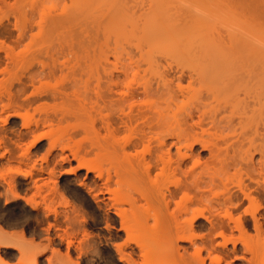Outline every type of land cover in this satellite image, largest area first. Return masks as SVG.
I'll return each mask as SVG.
<instances>
[{"label": "bare ground", "instance_id": "obj_1", "mask_svg": "<svg viewBox=\"0 0 264 264\" xmlns=\"http://www.w3.org/2000/svg\"><path fill=\"white\" fill-rule=\"evenodd\" d=\"M1 2L7 3L8 0H6V2H5V0H1ZM156 3H158L160 5H164V6H169V7L170 6L172 7L175 5L179 6V7L180 6L192 7V9L194 8L197 11L201 10V12L203 13L201 15L200 12H196V13L194 12L195 14H191L189 16L186 13V15H187L186 17L183 16V13H182V17H181L183 20L182 21L183 25L185 23H187V25L189 24V26L195 25V27H196V24L199 23V24H201L202 27H204L203 30L201 29L203 32L200 30L202 32L201 36H202V38H204L203 40H204L205 45H206L205 47L209 51V55H207V56H201V57L197 56L196 58H194L195 57L194 56L193 58H191L192 62L190 60H188V62H191L190 65H193V66H191V74L190 75H192V72H193V74H195V73L196 74H207V75H211V76L216 77V76H221V75L222 76H226V75L229 76L230 74L235 75V72L236 73L239 72L241 74H244L245 75L244 77H246V78L244 79V77L243 78L239 77V78H242V81H240V82L242 83L244 81V83H242V87L238 86V88H240V89L236 88L239 91L243 90L241 97L239 96L238 91H234L236 89L233 90V88H232L231 92H230V89H228V88H231L232 85L230 86L229 83H227V82L226 83H227V85H229V87H227V86H223L221 88L218 87V90H216L215 95L213 94L214 92H212V96H216V98L215 97L212 98L213 100H215L213 102L217 101V104L214 103L216 105V107L214 106V104L211 103L212 106H214L216 109V111H214V112H216V114H214L215 117L213 118V116H211L213 119L211 121L212 126L210 129V131H211L210 135H211V137L213 136V138L206 140L200 136L202 133L204 134V132L209 131L208 129L206 130V128L205 129H202V128L198 129L201 132H199L195 129H192L193 131L195 130V132L192 131L193 133L190 134L189 137H187L189 135V133L185 137L182 136V135H184L183 134L184 130L182 131V130L178 129V131H177L174 129L176 131L174 133L172 132L173 130H170V127L171 128H174V127H172V125L169 124V121H170V123H174V120H176V118H175L176 115H178L179 117L177 118L176 123H174V124H177V123L180 124L181 123L185 126H189L187 128L195 127L198 125L197 128H200L199 125H200L201 118H200V121L198 120L199 118L195 119L196 118L195 116L198 115V109L200 107L188 108L185 110L178 111L176 113L173 109L172 103H173L174 99L176 98L175 95L177 93L172 91L170 89V86L166 85V84L170 85V83H166V84L164 83V85L161 84L162 82H166V80H168V78H170L169 80H173V79H171L172 77L173 78L175 77L177 80L180 81L182 79V77L185 75L184 74V68L183 69L182 68L177 69L178 68L177 67L176 68L177 70H174V68L172 69L171 64H169L171 62H169V61L167 62V59L165 56L162 57L161 55L156 56V55H152L150 53H146L144 55L143 54L139 55L136 59L134 58L135 60L133 61V63H135V64L133 66H129V64L127 62H126L127 63L126 65L124 64L126 66L125 69L123 66L121 67L123 69H121V68L116 67V65H114L115 66L114 67L115 69L113 68L114 72L117 70V71H120V73L119 72L113 73L107 69L108 73L106 74V71H105V74L102 75V77H105L106 79L103 78L102 80H104V79L105 80H104V82L103 81L102 82L103 83L106 82L105 86L107 85V87H108V88L105 87L106 89H108L107 92L106 91H103V92H106V94H104L105 95L104 97H106L110 100L109 103H112L115 100L116 101L123 100L122 102H126L125 100H127L128 96H130L129 98H131V97L134 98V100L135 99L137 100V98H135V97H138L141 95H146L145 96L146 98L148 97L146 99V101H147L146 103H145V100H144V102L142 101L143 102L142 103L139 100L137 102L136 100L134 101L131 98L129 101L130 106L128 105L130 107L129 108L130 110L127 113L126 112L124 113V110H123V113L121 112L122 114L118 111L119 115H118V113L115 114V118L113 116L114 114H112L113 117H110V118L108 117L110 120L112 119L111 120L112 122L109 121L111 123V125L108 122V124L110 126H112L115 123V126H117V127L118 126L124 127V125L126 127V125L129 124V126L132 127V128H130L132 130V132H133V130L135 132V129H133L134 127H137V128L139 127L140 123L142 122V117H145V118H143L144 120L146 119L145 124H146V121L149 122V124H146L147 127L142 126L143 128L144 127L146 128V130L144 129L145 131L142 130L143 129L142 127H140L141 129L138 128V130H140V131H137V128H136V133L139 132V134L137 133L138 134L137 135L136 133L135 134L133 133V136L134 135H136V136L133 137L131 135V138L129 137L130 139L128 138V139H126L127 141L125 140L126 142L124 141L122 143V149L123 150H121V149L120 150L123 151L122 153H124V157L126 156L125 157L126 163H125V168L123 169V173H121L122 174L121 181L125 185V188L127 186H128V188L126 190L119 191L118 193H114L117 190L113 191L115 189L111 188L110 190H111L112 194L115 195L114 201L116 200L117 203L120 202L119 204H123L125 201H127L126 203L129 202V204H131L133 206H137V205H140L137 203V202H140L139 197H140V200H141V198H145V200H146V202L144 201L145 205H141L139 212H136V214L134 213V215H135V218L137 220L139 219L138 221L140 222V228L143 230L149 231L147 233V240H148V244L150 246L148 244H146L147 242L144 240L143 244L145 246L141 243L142 246H144L143 249H145L146 246H149V247H146L147 251H150L149 253L153 254L154 257L157 259L156 261H153L154 262L153 263L152 262V260L154 259L153 255H151V257H150V254L145 249L144 251H146L148 253L147 255H149L148 257L151 259L149 261V258H147L146 252H142L143 255H146L145 258H147L149 261V262H147V264H152V263L153 264H155V263L156 264H169L172 260L174 261L175 259L177 260V263L175 262V264H235V262H237V261H239L240 264H264V116H263L264 115V111H263L264 110V0H148L147 4H149L148 6L152 8L153 7L152 5H154ZM3 8L1 5L0 6V182L2 183V185L5 184L4 185V188H5L4 191L6 193L5 195H7L9 197L10 196L19 197L20 195H19V193H17V190H16V183H15L16 177H15L14 173H13V176H11V173L8 174L9 176L6 175L7 173H5L9 170L13 171V172L16 171L10 167L8 170L6 168V166L8 167L9 165H11V162L13 161V159L18 157L16 159H19L18 160L19 163L21 161H23V162H21L23 164V166L25 163H27L29 161L30 163H27L25 165L30 164L34 169L35 168L37 169L36 172H38V173H36V174H38V176H36L35 174L33 175V172L31 171V169L28 170L29 168H32L29 165H28L29 168L27 167L28 169L26 168L27 169L26 171L20 170V169H22V167H20V169H18L17 171L21 172L24 177H26L28 179L30 178L29 181H31L32 184L34 183L36 185L35 187H38L39 189H41L40 186L42 185V183L41 182L37 183V182L39 181V179L42 178L43 172H45L46 174H49L51 176L52 174L55 173V171L57 169V165L61 164L62 161H67L68 159H70V157H68V155L66 153H64L65 148L68 149V147H67L68 144L67 145L65 143L63 144L61 139H60V141H61L60 142L59 141L60 137L58 139L56 138L55 140L51 139V138L55 137L54 136L55 134L53 135L52 131H50V132H45V131L40 132L39 131L40 126L44 125V123L46 121L47 122L50 121L51 123H53L51 121L52 117H51V119L49 118V114L46 113L43 117H41L42 115L39 116V118L36 119V122H34L35 125H33V123H30L29 119L23 120V121L21 120L23 123H21V125H20L21 128H18V129H14L11 124H12L13 118H15L18 115L20 117L23 116L22 113L20 111H18V109L16 107H20V108L23 107V109L25 111L27 110L26 112H28V108H24V106H27V107L30 106L31 107V105L33 106V104L35 105V103L40 104L39 102H41L43 104V102H44L42 100L43 98L45 99L46 97L48 98V96H49V99H50V97H52V99L58 100L59 98L63 99V98L68 96V93H69L68 89L71 86L70 84H62V85H59L58 87H53L52 89L47 88V85L49 86V84L47 83V85H46L47 79H45V78L49 77V76L50 77L54 76L53 72H55V74H56V72L58 70L57 68H59V67H57L55 63L49 64L48 61L43 60V56L45 55L44 58H48V57H50V59L53 58L58 53H61V51H63V52L66 51L67 48H64V45H66L65 47H68V43H70L69 44V46H71L70 48H75V47H73L75 45V40H74L75 38L74 37H76L77 33L75 35V32L68 29L67 32H69V31L70 32L67 35V32L65 31V28H64L66 25L64 26L63 21H65L66 23H70L72 25V27H74V25H75L74 22L76 21L75 20L76 14H75V11H74L75 15L72 12H70V14H67L69 12V11H67L66 12L67 15L62 17L61 21L59 20L58 16H55L58 19L55 18L56 19L55 20L52 18V22L50 21L51 23L50 22L48 23L49 25L44 24L43 26H41L39 24L40 26H38L37 30L35 32H31V31H33L32 29L35 27V26L33 27L34 24H32L30 22H28L30 25L26 24V22L22 23V24H20V23L17 24V23H15V21H14V23H12L13 20L11 21V18L9 17V13L6 10H4ZM169 9L171 10L173 8H168V9L165 8V10H169ZM186 9L189 11L188 8H186ZM158 13H160V12H158ZM163 13H165V11ZM167 13H168V15L169 14L172 15L171 12L170 13L167 12ZM155 16H157V15H155ZM183 17L185 19H183ZM155 19H154V21H155ZM162 19H164V18H162ZM68 20L72 21L73 23L69 22ZM158 20L160 22L161 19H158ZM167 20H169V19H167ZM167 20L165 22H167ZM60 22H63V23L60 24ZM165 22H164V24H165ZM62 24H63V27H62ZM191 26H190V28H191ZM59 28L60 29L64 28L63 30L66 33L65 34L66 37L64 38L66 44H64V42H62V40L64 41V39H63L64 35L62 33L63 37L61 40V44L63 43V46H61V44L57 45L60 42L59 37H61V36H58L59 31H57V30ZM55 29H57V30H55ZM74 30H75V28H74ZM54 32H55V34H54ZM61 32H62V30H61ZM27 33H29L30 36L27 35ZM49 33H52V35L51 34L49 35ZM26 35L29 36V41L31 39L34 40V38L37 35L39 37L38 38L36 37L35 38L36 40L37 39L38 40H40V39L44 40L46 37L47 41L49 40L48 44H49V42H51L49 44L50 47L47 44L45 49H43L44 47L43 48L41 47V49H40V47H37V48L35 47V49L32 48V50H29L28 48H26V49H28V51H30V53H28L27 55L31 54L32 57L31 56L27 57V55L25 56V53L23 54L22 51H21V53H22L21 55H23V56H20L18 54V52L16 53L17 55H15L14 51H16L17 49L15 50L14 47H16L17 44H14L15 46H13V41L20 42L24 38H26L25 37ZM47 35H49V37H47ZM60 35H61V33H60ZM145 36H147V35H145ZM54 37L55 38L58 37V38L55 39ZM66 39H68L69 42ZM33 40H31V43H33L32 42ZM36 40H34V41H36ZM57 40L59 42L57 44H55V42H57ZM24 44H26V42ZM34 44H31V46ZM26 45L28 46V44H26ZM26 45H25V47H26ZM53 45H55V49L50 50V48H54ZM56 46L62 47L64 50L63 49L61 50V48H58ZM75 46H77V45H75ZM149 46H150V44H149ZM59 50H61V51L59 52ZM68 50H69V48H68ZM71 50L72 49H70V51ZM63 52L61 53V55L63 54ZM74 52H72V53H74ZM26 53H27V51H26ZM41 55H43L42 59H41ZM59 55L60 54H58V57H59ZM18 58H19L18 61H20V58H21L20 64L23 67H26V70L20 74L17 71H16L17 73H14L15 71H13L14 69H16L14 65H15V61L17 63ZM22 58H24V59H22ZM26 59H27V62H26ZM69 59L71 60V58H69ZM23 60H24V62H23ZM165 61L168 63L167 65L164 64ZM22 62L24 64H22ZM35 63H38V65H36ZM33 64H35V66H37V67L33 66ZM26 65H28V66H26ZM62 65L66 66L65 63ZM22 66H20L19 68H22ZM55 66H56V68H55ZM188 66H189V64H188ZM70 67H73V66H70ZM54 69H57V70L54 71ZM113 69H111V70H113ZM23 70H24V68H23ZM170 72H172V74H171L172 77L165 78L170 74ZM121 75L124 78H127L125 76L129 77L126 79L127 80V86H126L127 89L126 90H120V88L118 89V87H117L118 83H120L124 79ZM129 75H131L134 78H136V77L138 78L139 77L138 75H140L141 77H142V75H143V77L145 75H148V76L150 75L151 78H152V76H156V77H158V79H159V77H161L162 82H160L161 81V78H160V81L156 82L154 85L153 84L154 80L151 81V80L147 79L148 77L146 76L147 77L146 79L149 82V83L147 82L148 84L145 83L143 87L140 85L141 88L132 87V84L130 82L131 76H129ZM199 76H201V75H199ZM228 76H226L227 78H224V77L223 78L227 80ZM236 76H234V77H236ZM120 77H122V79ZM230 77H232V76H230ZM230 77H229V79H230ZM134 78H132L131 81ZM198 80L199 79H197V81ZM226 80H224V81H226ZM128 81H129V83H128ZM200 81L201 80H199V83H200ZM169 82H171V81H169ZM228 82H229V80H228ZM233 83L235 84L237 82H233ZM44 84L46 86H44ZM130 84H131V86H130ZM205 84H206V81H205L204 85ZM222 85H224V84H222ZM239 85H241V84H239ZM43 86L46 87L47 89H45ZM173 86H175V85H173ZM176 86H177V84H176ZM236 86H237V84H236ZM113 87H116V88H113ZM208 87H210V85H208ZM254 87H255V89L257 88V96L258 97L255 96L254 94H252ZM179 88H181V87H179ZM206 88H207V86H206ZM241 88H242V90H241ZM176 89H178V87L175 88V90ZM181 89H183V88H181ZM209 89H212V88H209ZM204 90H207V89H204ZM195 91H197V89ZM254 91H256V90H254ZM229 92L230 93L234 92L235 94L238 92L236 94L237 100H238V103L242 104V109H243V113L245 115V120L246 121L248 120L247 123H249V124L251 122V126H249V130H242V131L240 130L241 133L239 131L238 133H240V134L235 136V137L229 135V132L232 133L231 128L235 127V125L231 126L232 123L234 124V122L231 123V121H232L231 119H233V117H234V115L231 114V113H233V112H231L232 110L228 111L229 114L232 115L231 118L227 112L228 105L231 103L230 102L231 95ZM194 93H198V91L194 92ZM115 94H117V95H115ZM251 94L254 95L255 97L252 96ZM180 95H182V94H180ZM192 95L190 94V96H192ZM240 95H241V93H240ZM17 96H18V99H17ZM116 96H118V97H116ZM194 96H197V95L194 94ZM194 96H192V97L195 98ZM84 97H85V95H84ZM84 97L82 96V98H81V96H80V98L86 102L88 99L85 97L87 99L86 100ZM47 98H46V101H47ZM80 98L78 100H80ZM254 99H258V100L253 105L252 102H254ZM65 100L66 99H64L63 101H65ZM82 100H80L81 102L79 101L80 103L78 102L79 107H80V104L83 102ZM112 100H114V101H112ZM208 100H210V99H208ZM199 101H201V100L199 99ZM203 101L204 100H202V102ZM85 102H83L81 104V106H83V104H84V107H85ZM139 102H140V104H139ZM118 103H120V102L118 101ZM38 104H36V105H38ZM42 104H40V105H42ZM200 104H202V103H200ZM255 104H257L258 106ZM256 106H257L258 110H257ZM262 107H263V110L261 109ZM80 108L82 109L83 107H80ZM85 109H87V108L85 107ZM201 109H202V107H201ZM88 110H89V108H88ZM35 111H36V109H35ZM202 111H203V109H202ZM202 111H201V113H202ZM115 112H117V111H115ZM20 113H21V115H20ZM87 113H88V111H87ZM251 113H253V114H251ZM256 113L262 114L261 117L259 116L260 118H262L261 121L259 120L260 119L259 117L255 118L256 116H254V115H257ZM202 115H204V114H202ZM172 117H174L175 119ZM251 117L254 118L255 120L257 119L258 121L255 122V120L253 119V122H252ZM171 118H172V120H171ZM138 119H140V120H138ZM134 120H137V122H138L137 124H139V125H136V121H134ZM144 120H143V122H144ZM50 122L47 125L50 126V124H51ZM131 122H133L134 124L131 125L130 124ZM181 124H180V128H182ZM201 124H202V122H201ZM169 125H170V127H169ZM115 126H114V128H115ZM129 126H127V127H129ZM185 126H184V129L186 128ZM190 129H188L189 132L191 131ZM179 131L182 132V135H178V134H180ZM140 132H142V133H140ZM177 132H178V134H177ZM185 132H188V131H185ZM49 133H51L52 134L51 136H53V137H50V139L48 138L49 140H48V146L46 149L47 150L46 156L47 155L50 156V154H52L53 151L57 150L55 148L59 147L61 150V151L54 152L55 154H52L51 158L53 156H55V158H52V159H56V160H53L54 162L52 161L53 162L52 166L49 165V160L46 161L47 157L44 158L42 153L40 155L42 157H40V156L39 157L42 161L45 159V161H46L45 165H44V163L43 164L41 163L42 161H40L39 164L36 163L35 161H33L34 160L33 159L34 154H33L32 149L35 148L36 146L40 145L41 140L44 139L46 136L49 137V135H50ZM198 133H200V134H198ZM206 135H207V133H206ZM146 137L148 139H145ZM255 138H257L258 140H255ZM144 140L147 141L149 144L147 142H145ZM142 142H145V143H143V144H145V146H143L144 148H142V149H140V151H138L139 148H137V147L139 146V144L141 145ZM152 142L154 144H152ZM197 143H199L200 147L207 152L206 155L204 154L205 156H203V154L201 155L200 152L196 150L195 145ZM146 145H147V147H146ZM40 147H42V146H40ZM145 147H146V149H145ZM173 148H175V149H173ZM125 149H128V150L130 149V150L128 152V150L126 151ZM133 149L135 151V154H133V151H132ZM135 149H137V150H135ZM130 151H132V152H130ZM139 152H141V153H139ZM16 154H17V156H16ZM75 154H78V153L76 152ZM131 154L133 155L132 157H130ZM56 157H59V160ZM78 157H80V156H76V158L80 160V158H78ZM133 157H135V158H133ZM31 158H32V160H31ZM33 163H36L37 165L33 164ZM88 164L89 163H87L86 161L84 162L81 160V161H79L78 165H76V168L77 167H85L87 173L91 170L94 172V170L98 169V167L95 168V166L93 169V165L89 164V165H91V166H89ZM1 166L3 169L5 168L4 169L5 171L2 170ZM120 167H122V166H120ZM1 170L3 172H1ZM71 170H73V167H71L70 169H66L65 173H70ZM154 170H156V172H154ZM102 172H103V170H101V168H99V171L96 170V172H94V174H96L95 176L99 177V179L102 176V179H103V175H102L103 173ZM170 173L173 176L175 174H179L180 177H179V175H175V176H177V178L174 179L173 182L172 181L169 182L167 180V179H169V178H167V176H168V174L171 176ZM15 174H16V172H15ZM40 174H42V175L40 178H38L40 176ZM55 174H57V173H55ZM164 176H166V177H164ZM170 176H168V177H170ZM104 177H105V180H104L103 184H100L99 182H98L99 183L98 184L96 180H94L93 183H91V184H89L87 182V180L86 181L81 180L79 183H80V185L85 186V188H88L89 192L92 193L91 195H93V197L96 201L101 202V201H104L105 192H107V191H105V187L107 186L105 184H108L107 183L108 180L111 179V176L109 173L107 174V176L104 175ZM162 177L165 179L167 178V179L166 180L163 179L164 180L163 181ZM46 179H48V178L46 177ZM78 180H80V179H78ZM167 181L169 182V184L171 186H169V184H167L168 183ZM135 182H137L136 183L137 185L140 184L142 186H146L148 184L149 186H147V187H151V188H149L150 194L147 193L148 195L146 194L144 197L142 194V191H141L142 195L140 194V191L138 192V186H136L137 192L135 191V188H134V190H131L135 186L134 185ZM165 182H167V183H165ZM40 183H41V185H40ZM141 183H146V185L141 184ZM140 185H139V187H140ZM56 186H57V184L54 187H56ZM147 187H146V189H147ZM30 188H32V187H30ZM47 189H46V191H47ZM108 189L106 188V190H108ZM128 189L130 191H133V192H129ZM139 189H141V188H139ZM143 189H144V187H143ZM125 191H128V192H125ZM134 192L136 195L140 194L141 196L139 195V197H137L138 198L137 199L136 196L134 195ZM144 192H145V189H144L143 193ZM148 192H149V190H148ZM10 193H12V195ZM58 194H60V193H58ZM56 195H55V197H56ZM22 196L25 197V195H21V197ZM107 196H109V195H107ZM147 196H148V198H147ZM45 197L50 198L48 196H45ZM60 197H62V196H60ZM31 198H32V196H31ZM24 199H26V197ZM30 199L28 200V197H27V199H26L27 202L33 200V198L31 200ZM36 199L34 197V200L29 202L33 208H37L40 204L38 201H36ZM51 199H52V197L50 198V200ZM110 201H111V199H110ZM43 202H44V200H43ZM46 202L48 203V201H46ZM142 202H143V199L141 200L140 203L143 204ZM49 203H50V201H49ZM108 205H109V203H108ZM67 208H68V206H67ZM118 209H119V211L121 210L119 207H118ZM64 210L67 211V209H64ZM117 210L115 209V211L117 212V215H118ZM50 212H52V211H50ZM61 213H63V212H61ZM65 213L67 214V212H64V214ZM70 213H71V211H70ZM78 213H79V211H78ZM72 214H74V212ZM120 214L122 217L123 216L122 213H120ZM60 216H62V215H60ZM62 217H64V216H62ZM65 218H66V216H65ZM65 218H64V220H65ZM68 218L66 220L67 222H68ZM56 219H58V218H56ZM121 219L123 220V218H121ZM58 220H56V221H58ZM80 220H82V219H80ZM59 221H61V220H59ZM46 222H48V221L46 220ZM150 222H152V223H150ZM50 223L52 224V222H50ZM129 223H131V222H129ZM69 224L72 225V223H69ZM78 225H79V223H78ZM81 225H83V224H81ZM61 226L62 225H60L59 227H61ZM125 226H126L125 229L127 232L128 224L127 225L125 224ZM121 227L124 228V225ZM129 227L131 228V226H129ZM131 229L134 230L136 228L132 226ZM68 230L67 231L65 230V232H68ZM4 231H7V230H4ZM14 232H12V233H13V235L15 234L14 237L16 236L17 238L12 237L13 240H16L19 238L23 239L22 236H20V234H19V236L16 235V234H18V232L17 233L16 232L14 233ZM60 232H61V230L58 233H60ZM85 232H86V230H85ZM136 232H137V229H136ZM62 233H63V231H62ZM68 233H66V234H68ZM132 233H135V230H134V232L131 230V234ZM137 233H139V231ZM1 234H3V233H0V244H3L6 247H10L13 244V242H12V240L10 241V240L6 239V236L7 237H11V236H8V235L4 236ZM69 234H68V236H69ZM71 234H73V233H71ZM128 234H130V233H128ZM10 235H12V234H10ZM82 236H84V235H82ZM130 236H128V237L130 238ZM134 236H136V235L134 234ZM23 237H24V233H23ZM132 237H131V239H132ZM136 238L133 237V239H136ZM141 238H143V237H141ZM141 238H140V240H143ZM25 239H23V240L26 241V244L23 240H19V242L23 241L25 248L22 244H19V242H18V244L20 245V246L18 245V248H19V250L23 251L24 254L22 252H20L23 255H25L27 253V251L30 250V248L34 247V245L37 244L35 249L39 245L38 244L39 241H38V243L36 241L34 243L33 242L34 240L31 239L30 241H32V240L33 241L28 242V239L26 238V236H25ZM71 240H72V238H71ZM63 241H65V239ZM133 241H137V239L133 240ZM137 242H142V241L138 240ZM9 243H11V244H9ZM32 243H34V245ZM74 244L76 245V243H74ZM138 244L140 245V243H138ZM30 245H31V247H30ZM14 246H16V245H14ZM38 247H41V246L39 245ZM115 247H116V245H115ZM126 247H127V245H126ZM41 249H43V248H41ZM44 249H45V247H44ZM24 250H25V252H24ZM39 250H40V248H39ZM117 250H118V253L120 254L119 259L121 261H126V262L128 261V264H132V263H130L131 260H128V257L126 256V252H127L126 250H123L120 247H118ZM40 251L42 252L43 250H40ZM124 251H126V252L124 253ZM28 252H31V251H28ZM54 252H55V250L53 249V253ZM35 253L38 255L39 251L36 250ZM51 254L52 253H50V255ZM54 254H53L54 257L56 255L57 256L60 255L57 253H56V255H54ZM61 255H62V253H61ZM65 255H67V253ZM69 255L67 257H69ZM129 255H131V254H129ZM29 256H32V255H29ZM132 256H134V255H132ZM35 257H36V255H35ZM61 257L63 259L67 258V257L64 258L63 256H61ZM48 258H50V257H48ZM51 259H54V258L51 257ZM58 260H60V259H58ZM36 261H34L33 263L35 264ZM51 261L52 260H50V262ZM66 261L70 262V261H75V260H73V259L71 260V258L69 257L68 260L66 259ZM133 262H135L134 259H133ZM138 263L140 264V262H138ZM142 263L146 264V260H145V262H141V264ZM0 264H8V263L2 259V261L0 260ZM21 264H22V262H21ZM25 264H28V263H25ZM29 264H31V263L29 262ZM71 264H73V263L71 262Z\"/></svg>", "mask_w": 264, "mask_h": 264}, {"label": "rangeland", "instance_id": "obj_2", "mask_svg": "<svg viewBox=\"0 0 264 264\" xmlns=\"http://www.w3.org/2000/svg\"><path fill=\"white\" fill-rule=\"evenodd\" d=\"M5 2H6V0H5ZM147 3H148V0H8L7 3L1 2V0H0V4L2 5V8L4 7L3 9L9 13V17L11 18V21L13 20L12 23H14V21H15V23H17V24H19V23L22 24L25 22H26V24H29L28 22L34 24L33 27L34 26L35 27L32 29L33 31H31V32H35L37 30L38 26H40V25L41 26H43L44 24L49 25L48 23L50 21L52 22V18L53 19L57 18L55 16H58L59 20L61 21L62 17H64L67 14H70V12H72L74 14V11H75L76 15L75 14L74 15H75L76 21L74 22L75 23L74 27H72V25L70 23H66L65 21H63V22H64V26L66 25L64 27L66 32L68 31V29H70L73 32H75V35L77 33L76 37H74L75 38L74 39L75 45H77V46H75V45L73 46L75 48H70L71 47V46H69L70 43H68L69 40L66 39V40H68V42H67L68 47H65L66 45H64V48H67V50H66L67 52L61 51L63 48L56 46L58 48H61V50H59V52L60 51H61V53L63 52L62 55H61V53H58V54H60L59 57L57 54L53 58L50 59V57L44 58L45 55L44 56L41 55V59L43 56V60L48 61L49 64L55 63L56 66L60 68V69L57 68L58 70L54 69V71L57 70L56 74H55V72H53L54 76L51 75L52 77L49 76V77L45 78V79H47L46 85H47V83L49 84V86L47 85V88L52 89L53 87H58L59 85H62V84H70L71 86L68 89V91H69L68 96L69 97L67 96L63 99L59 98L58 100H56V99L54 100V99H52V97H50V99H49V96H48V98L46 97L47 101H46V98L42 99L44 101V102L42 101L43 104L41 102H39L42 105L35 103V105L33 104L34 107L32 105H31V107L30 106H28V107L24 106V108H28V112H26L27 110L25 111L23 109V107H21V108L16 107L18 109V111H20L22 113L23 116L20 117L18 115L12 119L11 125L13 126L14 129L21 128L20 125H21V123H23L22 122L23 120L29 119L30 123H33V125H35L34 122H36V119L39 118V116L42 115L41 117H43L46 113L49 114V118L51 119V117H52L51 121L53 123H51L49 120L48 121L51 123L50 126L51 125L52 126L50 127L49 125H47V124H49V122L46 121L47 123L45 122L44 125L40 126L39 131L40 132L41 131H45V132L52 131L53 135L55 134L54 135L55 137L51 138V139L55 140L56 138L58 139L60 137L59 141L61 139L63 144L64 143L66 145L68 144L69 145V146L67 145L68 149L65 148L64 153H66L68 155V157H70V159H68L67 161H62L61 162L62 165L61 164L57 165V169L55 171V173H57V174L54 173L51 176L49 174H46L45 172H43V175L40 174V176L38 178H40L41 175H42V178L39 179V181L37 183H39V182L42 183V185L40 183L41 189H39L38 187H35L36 185L34 183L32 184V182L29 181L30 178L28 179V178L24 177L21 172L17 171L18 169H20V167H22V169H20L22 171L23 170L26 171L29 168V166L32 167L30 164H28L29 166L25 165L27 163H30L29 161L27 163H25L23 166V164L21 163L23 161H21L19 163L18 162L19 159H16V158H18V157H16L15 158L16 160L13 159V161L11 162V165H9L8 167L6 166L7 170L9 169V167L16 170L14 172L9 170L5 173H7L6 175L11 173V176H13V173H14V175L16 177V180H15L16 181L15 182L16 183V190L20 196L19 197H13V196L9 197V196L5 195L6 194L4 191L5 190V188H4L5 184L2 185V183L0 182V193H1L0 194V233H3L1 235H4V236L5 235L11 236V237L6 236V239H8L10 241L12 240V242H13V244L10 247H6L3 244H0V256H1L0 260L1 261L3 259L8 264H12V263L13 264H21V262H22V264H25V263L29 264V262L31 264H34L33 262L36 260H37L36 261L37 264H67V263L71 264V262L73 264H128V261L127 262L121 261L119 259L120 254L118 253V250H117L118 247L127 251V252L124 251V253L126 252V256L128 257V260H131V262L130 261L129 262L132 264H135V263L139 264L138 262H140V264H141V262H145V260H146V264H147V262H149L151 260L148 257L149 255H147L150 251H147V248H146V247L150 246L148 244V240H147V233L149 231L143 230L140 228V222L138 221L139 219L137 220L135 218V215H134V213L136 214V212H139L141 205H145L144 203L146 202L145 198H141V200L143 199V202H142L143 204L140 203L141 200H140L139 195L141 194V191H142L143 196L145 197V195L147 193L150 194L149 188H151V187H147L149 185L148 184L146 185V183H141V184H145L146 186H142L139 184L140 185V187H139V185L136 184L137 182H135V184H134L135 186L131 190H134V188H135V191L137 192L136 186H138V192L140 191V194L137 193L138 195H136L134 192V195L136 196V198L139 197V201H140V202H137L138 204H140L137 206H133V205L129 204V202L126 203L127 201H125L123 204H119L120 202L117 203L116 200L114 201L115 195H113L111 190H110L111 188L115 189L113 191H116V190L117 191L114 193H118L119 191H123V190H126L128 188V186L125 188V185L121 181V177H122L121 173H123V169L125 168V163H126L125 162L126 156L124 157V153H122L123 151H121V150H123L122 149V143L126 139H128L129 137L131 138V135L133 136V133L134 134L136 133L137 127H134L133 129H135V132H134V130L132 132V130L130 129L132 127L129 126V124L126 125V127H125V125H124V127L123 126L117 127V126H115V123L112 126H110L111 123L109 121H111L112 119L110 120L109 118L113 117V116L115 118V114L118 113V115H119V112L123 113V110H124V113L125 112L127 113L130 110L129 109L130 108L129 107L130 106L129 101L132 97L129 98L130 96H128L127 97L128 101L124 99L126 102H122L123 100H121V101L118 100L120 102V103H118V101L112 100L114 102L111 101L112 103H109L110 100L108 98L104 97L105 96L104 94H106L108 89L105 88V87H107V85L105 86L106 82L103 83L106 78L102 77V75L105 74V71L107 74L108 70L110 72H113V73H118V72L120 73V71H117V70H116L117 72L116 71L114 72V69H115L114 65H116V67H118V68H121L123 66L124 69H125V67H126L125 65L127 63L129 64V66H133L135 64V63H133V61L141 54L144 55L146 53H150V54L156 55V56H158V55L159 56L161 55L162 57L165 56L167 59V62L168 61L171 62L169 64H171L172 69L174 68V70H177L179 68L180 69L184 68V74L185 75L180 80L181 82L179 80H177L175 77L174 78L172 77L171 74L174 71L173 70L172 72H170V74L167 77H165V78L172 77L171 79H173V80H169L170 78H168V80H166V82H162V78L159 77V79H158V77H156V76H152V78H151L150 75L149 76L145 75L144 77H143V75H142V77L140 75H138L139 76L138 78L137 77L134 78L131 75H129V76H131L130 82L132 84V87H139V88H141V86L143 87L144 84L148 82L147 79H149L151 81L154 80V83L152 82L154 85L156 82L160 81V78H161L160 82H162L161 84L164 85V83L165 84L170 83V85H168V84H166V85L170 86V89L172 91H174L175 93H177L175 95L177 99L175 98L173 103H172L174 111L177 113L178 111L185 110L188 108L200 107L198 109V115L195 116L196 117L195 119L199 118L198 120L200 121V118H201V121H200L201 126L199 125L200 128H197V126H198L197 125L195 127H190L191 128L190 129V128H187L189 126H185V125L180 123L182 125V128H183L182 129V128H180L179 123L174 124V123H176V120L179 117L178 115H176V117H175L176 120H174L175 118L172 117V118H174L173 119L174 123H170V121H169V124H171L172 127H174V128H171L169 125L170 130H173L172 131L173 133L176 132L175 130L178 131V129L182 130V131L184 130L183 131L184 135H182L181 131H179L180 134H178V132H177V134L185 137L189 133V135L187 136V137H189L190 134L195 132V130L199 131L198 129H201V128L205 129L206 128V130L207 129L209 130L208 131L209 133L204 132V134L202 133L203 135L202 134L200 135L201 137H203L206 140L213 138V136L211 137V135H210V132H211L210 129L212 126L211 121L215 117L214 114H216V112H214V111H216V109H215L216 105L215 104H217V101L213 102L215 100H213L212 98H214V97L216 98V96H212V92H214L213 94L215 95L216 90H218V87L219 88H221L223 86L229 87V85L230 86L232 85L231 88H228V89H230V92H231L232 88H233V90L236 88L240 89V88H238V86L242 87V83H244V81L242 83L240 81H242V78L245 75L241 74L239 72L238 73L235 72V75L234 74L233 75L234 76L237 75V76L234 77L233 75H231L229 73L230 74L229 76L226 75V76H228L227 80L224 79L227 77L222 76V75L215 77V76H211V75H207V74H196V73L193 74V72H192L193 76L190 75L191 74V66H193V65H190V63L192 62L191 58H193L194 56H195L194 58H196L197 56L198 57L199 56L200 57L201 56H207V55H209V51L205 47L206 45H205V42L203 40L204 38H202V36H201L202 32H203L202 30L204 27H202L201 24H199V23L196 24V27H195V25H192V26L190 25L191 28H190L189 24L187 25V23H185L183 25L182 24L183 20L181 17H182V13H183V16H185V17L187 15L189 16L191 14H195L196 12H200L201 15L203 13L201 12V10L197 11L194 8L192 9V7H187V6H185V7L180 6L179 7L176 5H175L176 7L175 6L169 7V6L160 5L158 3L152 5L153 7L151 8L148 6L149 4H147ZM165 8L166 9L173 8V9H171V10L169 9L170 10L169 11V10H165ZM186 8H188L189 11ZM67 11H69V12L66 14ZM164 11L166 14L163 13ZM158 12H160V13H158ZM167 12H169V13L171 12L172 15L171 14L168 15ZM186 13H187V15H186ZM155 15H157V16H155ZM154 17L155 18L157 17L158 19H161L162 21L160 20V22H159V20L157 18L155 19ZM162 18H164V19H162ZM154 19L156 22L154 21ZM167 19H169V20H167ZM183 19H185V18L183 17ZM166 20H167V22H165ZM63 22H60V24ZM69 22H72V21H69ZM164 22H165V24H164ZM62 27H63V24H62ZM74 28H75V30H74ZM63 29L62 28L61 29L59 28L58 30L55 29V30L59 31V33L57 32L59 35L58 34L57 35L61 36V37H59L60 42L58 40H57V42H55V44H57L59 42V44H57V45L61 44V40H62L63 35H64L63 39L66 37L65 36L66 33ZM61 30H62V32H61ZM69 32H67V35L69 34ZM52 33H49V35L50 34L52 35ZM60 33H61V35H60ZM62 33H63V35H62ZM54 34H55V32H54ZM27 35H29V33H27ZM27 35L25 36L26 38L23 39L24 41L23 40L20 42L13 41V46H15L14 44H17L16 47H14L15 50L17 49L16 51H14L15 55H17L16 53L18 52V54L20 56H23V55H21L22 53L23 54L25 53V56H26L28 53H30V51H28V49L32 50V48L35 49V47L36 48L40 47V49H41V47L42 48L44 47L43 49H45V47L48 44L49 40L47 41L46 37H45L46 40L45 39L44 40L43 39H40V40L37 39L36 40L35 38L36 37L38 38L39 37L38 35L34 38V40H36V41H34L33 39L30 38L31 40H33L32 41L33 43H31V40L29 41L30 35L29 36H27ZM49 35H47V37H49ZM145 35H147V36H145ZM57 38H55V39H57ZM25 42H26V44H28V46L26 44H24ZM62 42H64V44H66L65 39H64V41L62 40ZM50 43L51 42H49V44ZM31 44H34V45L31 46ZM49 44H48V46H49ZM149 44H150V46H149ZM25 45H26V47H25ZM53 46H54V48H50V50L55 49V45H53ZM61 46H63V43L61 44ZM26 48H28V49H26ZM68 48H69V50H68ZM70 49H72V50L70 51ZM21 51H22V53H21ZM26 51H27V53H26ZM72 52H74V53H72ZM28 56L32 57L31 54L27 55V57ZM69 58H71V60ZM22 59H24V58H22ZM18 60H19V58L17 59V63L15 61L14 66L16 69L13 68L14 69L13 71H15L14 73L19 72V74H20L26 70V67H23L20 64L21 58H20V61H18ZM188 60H190L191 62H188ZM23 62H24V60H23ZM23 62H22V64H24ZM26 62H27V59H26ZM167 62L165 61L164 64L167 65L168 64ZM64 63L66 64V66L62 65ZM35 64L38 65V63H35ZM35 64H33V66H35ZM188 64H189V66H188ZM20 66H22V68H19ZM26 66H28V65H26ZM56 66H55V68H56ZM70 66H73V67H70ZM35 67H37V66H35ZM23 68H24V70H23ZM110 68L111 69L114 68V69L111 70ZM121 69H123V68H121ZM199 75H201V76H199ZM230 76H232V77H230ZM122 77H120V78L122 79ZM125 77L129 78L128 76H125ZM229 77H230V79H229ZM239 77H242V78H239ZM103 78H105V79L102 80ZM127 78H124L123 79L124 81L122 80L120 83H118V85H117L118 89L119 88H120V90H126L127 89V87H126L127 86V80H126ZM132 78H134L132 80L133 82L131 81ZM245 78L246 77H244V79ZM197 79L201 80L200 83H199V80L197 81ZM224 80H226V81H224ZM228 80H229V82H228ZM169 81H171V82H169ZM205 81H206V84L204 85ZM226 82L229 83V85H227ZM233 82H237V83L234 84ZM128 83H129V81H128ZM131 84H130V86H131ZM176 84H177V86H176ZM222 84H224V85H222ZM236 84H237V86H236ZM239 84H241V85H239ZM46 85L44 84V86H46ZM173 85H175V86H173ZM208 85H210V87H208ZM206 86H207V88H206ZM177 87H178V89L175 90V88H177ZM179 87H181L183 89H181ZM44 88L47 89L46 87H44ZM113 88H116V87H113ZM209 88H212V89H209ZM196 89H197L198 93H194V92H197V91H195ZM204 89H207V90H204ZM237 89L234 91H238L239 96L241 97L243 90H242V88H241L242 91H239ZM254 90H256V91H254ZM254 90H253L252 94L257 96V88L255 89V87H254ZM103 91H106V92H103ZM240 93H241V95H240ZM180 94H182V95H180ZM190 94L191 95L193 94L192 96H194V94L197 96H194L195 98H193L192 96H190ZM234 94H235L234 92L230 93V95H231V100H230L231 103L230 104L231 105L229 104L230 106L228 105V109H227V112L232 110L231 112L234 113L233 114L230 112L232 115H234L233 119H231L232 120L231 123L234 122V124L232 123L231 126L235 125V127L234 128L232 127L233 129L231 128L232 133L229 132V135H231L233 137L239 135L242 130H249V126H251V122L249 124V123H247L248 120L247 121L245 120V115L243 113L242 104L238 103L237 95L235 94L236 95L235 96ZM84 95L88 100L84 97ZM115 95H117V94H115ZM254 95H252V96H254ZM80 96H81V98L83 96L87 101L85 102L84 100H82L80 98ZM145 96L146 95H141V96L135 97V98H137V100L136 99L135 100L137 102H138V100L141 102L142 101L144 102V100H145V103H146L147 102L146 99L148 97L146 98ZM116 97H118V96H116ZM79 98H80V100L85 102V107L87 109H85L84 104H83V106H81V104L83 102L80 104V107H83L82 108L83 110L79 107V104H78V102L80 101V100H78ZM17 99H18V96H17ZM64 99H66V100L63 101ZM132 99L134 100V98H132ZM199 99L201 101H199ZM208 99H210V100H208ZM106 100L107 101L109 100V101L107 102ZM202 100H204V101L202 102ZM257 100L258 99H254V102H252L253 105ZM199 102L202 104H200ZM211 103L212 104L215 103L214 104L215 107L212 106ZM36 104H38V105H36ZM139 104H140V102H139ZM255 105H257V104H255ZM257 106H256V108H257ZM201 107H202L203 111H202ZM88 108L90 111L88 110ZM35 109H36V111H35ZM261 109L263 110V107ZM86 110L88 111V113ZM257 110H258V108H257ZM115 111H117V112H115ZM201 111H202V113H201ZM21 113H20V115H21ZM112 114H114V115L112 116ZM202 114H204V115H202ZM228 114H229V112H228ZM251 114H253V113H251ZM232 115H230V118L232 117ZM211 116H213V118ZM254 116H256L255 118H258L259 116L261 117L262 114H257ZM143 118H145V117H142V122L144 120ZM172 118H171V120H172ZM251 119H252L251 121L253 122L254 118L251 117ZM138 120H140V119H138ZM145 120L143 122L144 124H145ZM259 120L261 121L262 118H260ZM134 121H136V125H139V124H137L138 123L137 120H134ZM256 121H258V120L256 119L255 122ZM108 122L110 125L108 124ZM201 122H202V124H201ZM141 123H140L138 128H140L142 126L147 127L146 124H149V122H147V121H146L145 125L143 123L142 124ZM130 124L132 125L134 123L131 122ZM114 126H115V128H114ZM127 126H129V127H127ZM184 126L186 127L185 128L186 130L184 129ZM138 128H137V131H140V130H138ZM144 129L146 130L145 127L142 130H144ZM188 129H190L191 131L189 132ZM192 129H195V130L193 131ZM185 131H188V132H185ZM239 131H240V133H238ZM199 132H201V131H199ZM137 133L139 134V132H137ZM140 133H142V132H140ZM206 133H207V135H206ZM49 134H50L49 137L46 136L44 139L41 140L40 145H38L32 149L34 157H35V158L33 157V159H34L33 161H35L36 163L39 164L40 161H42L40 159V157H42V156H40L42 153L44 158L47 157L46 161L49 160V165L52 166L53 162H54L53 160H56V159H52V158H55V156H53L51 158L52 154H55L54 152L61 151V150L59 147H58L59 149L55 148L57 150L54 149L55 151H53V153L50 154V156L49 155L46 156V152H47L46 149L48 146V140L50 139V137H53V136H51L52 135L51 133H49ZM198 134H200V133H198ZM134 136H136V135H134ZM147 137L145 139H148ZM255 140H258V139L255 138ZM145 142H147V141H145ZM145 142H142L141 145L139 144V146L137 147V148H139L138 151H140V149L144 148L143 146H145V144H143V143H145ZM152 144H154V143L152 142ZM40 146H42V147H40ZM146 147H147V145H146ZM146 147H145V149H146ZM199 147H200V145H199V143H197L195 145L196 150L199 151L201 155L203 154V156H205L207 154V152L205 150H203L201 147L200 148ZM173 149H175V148H173ZM125 150L127 151L128 149H125ZM129 150H128V152H129ZM135 150H137V149H135ZM132 151H133V154H135L134 149ZM132 151H130V152H132ZM76 152L78 154H75ZM139 153H141V152H139ZM16 156H17V154H16ZM76 156H80V157H78V158H80V160L77 159ZM132 156L133 155L131 154L130 157H132ZM56 158H58V160H59V157H56ZM133 158H135V157H133ZM31 160H32V158H31ZM81 160L84 162L86 161L87 163L93 165V169H94V166H95V168L98 167V169H96L98 171H99V168H101V170H103V172H102L103 173L102 174L103 179H102V176L100 179H99V177L95 176L96 174H94V172H96V170H94V172L91 170L87 173L85 167H77L76 168V165H78L79 161H81ZM46 161L44 159L41 163L42 164L44 163V165H45ZM36 163H33V164H36ZM91 165H89V166H91ZM120 166H122V167H120ZM71 167H73V170H71L70 173H65V170L70 169ZM1 168H2V166H1ZM32 168H29L28 170L31 169V171L33 172V175L35 174L36 176H38V174H36V173H38V172H36L37 169L36 168L32 169ZM4 169L2 168V170H4ZM2 170H1V172H3ZM156 170H154V172H156ZM15 172H16V174H15ZM106 173L110 174L111 179L108 180V182H107L108 184H105V185H107L105 187V191H107V192H105V196H104L105 202L104 201H101V202L96 201L94 199L93 195H91L92 193L89 192L88 188H85V186L80 185L79 182L81 180H85V181L87 180V182L89 184H91V183H93L94 180H96L97 183L99 182L100 184H103V182L105 180L104 175L107 176ZM175 175H179V174H175ZM175 175L173 176L171 174V176H170L168 174V176H170V177H168L166 175L167 178H169V179H167V178L166 179L169 182L170 181L173 182V180L177 178V176H175ZM166 176H164V177H166ZM46 177L48 179H46ZM179 177H180V175H179ZM78 179H80V180H78ZM163 179H165V178L162 177V180ZM167 182H165V183H167ZM169 182L167 184H169ZM56 184H57V186L54 187ZM169 186H171V185L169 184ZM30 187H32V188H30ZM143 187L145 189L144 193H143V191H144ZM146 187H147V189H146ZM106 188L107 189L109 188L108 189L109 191L106 190ZM139 188H141V189H139ZM46 189H47V191H46ZM148 190H149V192H148ZM128 191L133 192V191H130L129 189H128ZM128 191H125V192H128ZM58 193H60V194H58ZM10 194L12 195V193H10ZM43 194L44 195L46 194L45 196H48L50 198L52 197V199L50 200V198H46ZM21 195H25L26 199L28 197V200L31 198V196H32L33 200H34V197H35V199L37 198L38 200L36 199V201H38L40 203L39 206L37 208H33L32 205H30V203H29V202L33 201V200H31L32 198L30 199L31 201L27 202V200L24 199L25 197H23V196L21 197ZM55 195H56V197H55ZM107 195H109V196H107ZM60 196H62V197H60ZM42 197L43 198L45 197L46 199L45 198L43 199ZM109 198L111 199V201ZM147 198H148V196H147ZM43 200H44V202H43ZM46 201H48V203L50 201V203L48 204ZM108 203L110 206L108 205ZM110 203L111 204L113 203V204L111 205ZM67 206H68V208H67ZM118 207L121 209L120 211H119ZM64 209H67V211ZM115 209L116 210L118 209L117 210L118 215H117V212L115 211ZM50 211H52V212H50ZM70 211H71V213H70ZM78 211H79V213H78ZM59 212L60 213L63 212V213L60 214ZM64 212H67V214L66 213L64 214ZM73 212H74V214H72ZM120 213H122V215H123L122 217H121ZM60 215H62L64 217H62ZM65 216H66V218H65ZM55 217L61 221H59ZM78 217L82 220H80ZM64 218H65V220H64ZM67 218H68V222L66 221ZM121 218H123V220L125 222ZM55 219L58 221H56ZM46 220L48 222H46ZM50 222H52V224ZM123 222L126 225L128 224L127 232L125 229L126 226ZM129 222H131V223H129ZM152 222H150V223H152ZM69 223H72V225ZM78 223L80 226L78 225ZM81 224H83V225H81ZM60 225H62V226L59 227ZM123 225H124V228L121 227ZM129 226H131V228H132V226L135 227L137 229V232L139 231V233H137L136 229H134L135 233L131 234V230L133 232H134V230L131 229ZM64 229L66 231L69 229L68 232L70 234L71 233H73V234L70 235L68 232H65ZM4 230H7V231H4ZM60 230H61V232L58 233ZM85 230H86V232H85ZM14 231L16 233L18 232V234H16V235L19 236V234H20V236H22L23 239H25V236H26V238L28 239V242H32L34 240L33 241L34 243H35V241L38 243V241H39L38 244L41 247H38L39 246L38 245L37 248L35 249L37 244L34 245V243H32L34 245V247L30 248V250L27 249L28 251H31V252L27 251V253H26L27 255L26 254H25L26 256L23 255L24 253H23V251L19 250L18 245L22 244L25 248V245L23 243L24 240L21 238L16 239L17 241L13 240L12 237H14L15 234L13 235L12 232H14ZM62 231H63V233H62ZM23 233H24V237H23ZM66 233H68L69 236ZM128 233H130V234H128ZM10 234H12V235H10ZM134 234L136 236H134ZM82 235H84V236H82ZM128 236H130V238ZM132 236L134 238L137 237L136 238L137 241L139 240L142 242L133 241L136 239H133ZM140 236L143 238H141ZM131 237H132V239H131ZM139 237L143 240H140ZM14 238H17V237L15 236ZM71 238H72V240H71ZM31 239H33V240L30 241ZM64 239H65V241H63ZM19 240H23V241L19 242ZM144 240L147 242V243L146 242L145 243L149 245V246L145 247V249L148 253L146 251H144L145 249H143L145 246L143 244ZM18 242H19V244H18ZM24 242L26 244V241H24ZM74 243H76V245ZM138 243H140V245ZM141 243L144 246H142ZM9 244H11V243H9ZM14 245H16V246H14ZM115 245H116V247H115ZM126 245H127V247H126ZM30 247H31V245H30ZM44 247H45V249H44ZM39 248H40V250H43V251L41 252L39 250ZM41 248H43V249H41ZM53 249L55 250V252H54L55 254L53 253ZM36 250L39 251L38 255L35 253ZM20 252H22L23 254H21ZM24 252H25V250H24ZM142 252H146V255H147V258H149V261L147 258H145L146 255H143ZM50 253H52V254L50 255ZM56 253L60 254V255L57 256ZM61 253H62V255H61ZM66 253H67V255H65ZM128 253L131 255H129ZM53 254L56 255L55 256L56 258L53 256ZM149 254H150V257H151V255H153L151 253H149ZM29 255H32V256H29ZM35 255L37 258L35 257ZM68 255L71 258V260L73 259L75 261H70V262L66 261V259L68 260V258H69V257H67ZM132 255H134V256H132ZM61 256H63L64 258L65 257H67V258L63 259ZM48 257H50V258H48ZM51 257L54 259H51ZM153 257H154V255H153ZM58 259H60V260H58ZM133 259L135 262H133ZM50 260H52L51 261L52 263L50 262ZM156 260L157 259L154 257L152 262L156 261ZM171 262L169 264H175V262L177 263V260L175 259L174 261L172 260ZM235 264H240V262L237 261V262H235Z\"/></svg>", "mask_w": 264, "mask_h": 264}]
</instances>
